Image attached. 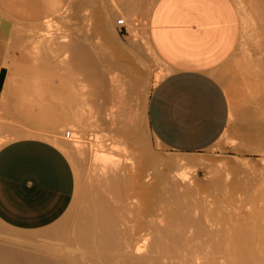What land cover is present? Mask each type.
<instances>
[{"label":"rangeland","instance_id":"1","mask_svg":"<svg viewBox=\"0 0 264 264\" xmlns=\"http://www.w3.org/2000/svg\"><path fill=\"white\" fill-rule=\"evenodd\" d=\"M80 1L1 0L4 7L11 12L14 30L8 55L9 92L6 93L5 108L0 112V127L8 129L13 137L0 138V147L15 138L27 137V133L34 132L25 130L17 133L9 129V126L50 128L33 124L35 120L33 113L37 108L49 104L50 86H59L62 82L68 86V90L60 92L56 98L67 104L69 115H65V118L55 126H51L53 128L51 132L45 133L51 135L59 131L62 138L68 141L77 135L79 145L73 147L69 144L62 149L73 164L76 174L74 200L66 214L50 227L36 231H21L0 222V247L14 251L18 249L17 252H31L36 248H42L53 253L57 261L65 260L69 264H100L98 258H104L108 252H103L100 244L87 249L81 245L77 246L74 242L77 239L75 229L83 225L93 226L94 222L91 221L95 218L99 219L97 223L99 228L103 225V219L109 221L110 210H116L114 208L119 205V190L126 188L127 184L124 185L123 182L128 181L121 179L118 173L122 174V171L119 169L118 173L116 170L111 172L109 169H102L95 153L96 145L99 144L97 141H101V145L111 150L109 152L108 148H102L103 152L122 151L127 159L122 152L121 159L126 165L133 166L134 170L141 166L142 161L144 163L147 156L144 150L147 147L153 156L161 160L164 158L165 162L162 160L164 163L158 161V164L148 167L153 181L158 169L169 167L173 170L167 175L168 185L167 182L166 185L163 183V187L158 189V195L156 193V196L150 198L155 197V202L163 199L170 217L165 216L158 208H150L153 229L150 226L143 232L148 234L143 242L147 247L161 245L164 254L172 252L173 256L170 258L172 261L167 264H194V258H202L205 252L208 253L216 245L218 248L213 250L219 264H223V261L228 264L255 262L264 264V0H233L240 13L241 38L237 49L221 66L217 75L231 101L230 123L223 137L215 145L203 152L190 155L164 147L148 127L146 112L149 99L169 70L154 56L149 35L141 32V29L147 27L145 20L137 13L129 14L117 8L109 16V28H83ZM120 11L129 15L136 30L133 35L131 24H127L129 37L134 43L142 42L143 51L128 44L124 32L121 31L120 34L117 32L120 28L115 22L114 33L112 20L115 21V15L118 16ZM97 16V7H91V11H86L85 24L88 22L92 24L97 20ZM118 17L122 18L120 14ZM243 18L246 22H243ZM47 23L52 25L48 27ZM245 27L246 30H243ZM59 37H63L61 41L72 39L74 42L83 43L80 45L93 54H89L90 62L80 45L74 43L69 46L73 50V57L66 60L69 52L58 51L60 47L55 41H49ZM103 41L104 43H98ZM94 56L100 58L94 59ZM16 68H20L21 71L24 69L25 76H20ZM65 68L71 69L73 75L68 77L49 75L51 69ZM41 72L46 75L41 76ZM40 84H43L44 88L39 87ZM78 97L80 103L75 105L74 100ZM13 100L15 104L11 105L10 102ZM61 100L57 103H62ZM74 106L79 108V112H83V116L75 121L71 116ZM14 112L18 113L19 118L15 119ZM66 131L71 132L70 139L65 138ZM110 146H115L114 151ZM165 163L168 165L165 166ZM179 172L186 173L191 180L192 188L197 189L190 195H183V203L180 204L175 203L170 193L176 191L175 189L179 191L172 183L173 177ZM135 175L132 174V184L134 189H137L134 198L139 199L147 187L141 185L137 174ZM129 180L131 181L130 178ZM130 181L128 183L131 184ZM116 185H119V190L115 191L117 187L113 186ZM160 196L161 199L156 200ZM93 208L98 212H93L96 211ZM112 212L111 216L115 215ZM184 212L190 213V216ZM98 213H102L101 216ZM178 213H181L180 216L185 214L187 218L184 215L182 218L178 217ZM173 215L175 217H172ZM189 217L193 221H190L191 218L188 220ZM187 220L191 226L190 224L187 226ZM194 220L197 222L196 225ZM193 222L197 227L192 226ZM201 224H205V227L210 224L212 227L208 228L206 234L200 235ZM58 230L65 231L67 236L58 235ZM156 231L161 235L159 233L156 235ZM156 236L158 238L160 236L161 242L158 238L155 240ZM173 239L176 243H173ZM196 253L201 255H195ZM156 255L158 254L147 253L139 259V263L148 264ZM178 257L184 261H180ZM244 259L247 262H243Z\"/></svg>","mask_w":264,"mask_h":264},{"label":"crops","instance_id":"2","mask_svg":"<svg viewBox=\"0 0 264 264\" xmlns=\"http://www.w3.org/2000/svg\"><path fill=\"white\" fill-rule=\"evenodd\" d=\"M80 2L83 28H109V16L117 8L129 14L137 13L145 20L147 27L144 25L141 32L149 35L154 56L169 70L157 84L147 106V124L157 141L170 150L188 155L203 152L215 145L225 134L232 112L229 96L217 75L221 66L237 49L241 38V18L235 2ZM91 7H97V20L86 25V11H91ZM125 15L128 16L127 24L135 29L129 15ZM11 17V12L0 0V112L5 108L6 93L9 92L8 55L14 30ZM114 22L116 19L112 20V29ZM121 31L130 46L140 51L143 49L142 42L134 43L129 37L128 26V32L117 30L119 34ZM60 39L63 37L49 41H55L60 47L58 51L69 52L66 60H71L73 50L69 46L83 43ZM80 47L90 62L92 53L83 46ZM99 58L94 56V59ZM16 70L20 76H25L24 69ZM40 75L46 74L41 72ZM49 75L68 77L73 73L68 68L51 69ZM42 85L39 87L44 88ZM59 86H50L49 104L37 108L33 113V124L50 128H17L4 125L17 133L25 130L35 132L27 133V137L15 138L0 147V222L13 229L36 231L48 228L66 214L74 200L76 174L73 164L66 153L52 141L54 138L60 139L62 134L59 131L51 135L45 133L51 132L53 126L63 120L65 115H69L67 104L57 99L60 92L68 90V86L64 82ZM59 100L62 103H57ZM74 101L75 105L79 104V97ZM10 104H15L14 100ZM14 115L15 119L19 118L18 113L14 112ZM71 116L74 121L79 120L83 112H79V108L74 106ZM2 137L11 139L13 136L8 129L0 127V138Z\"/></svg>","mask_w":264,"mask_h":264},{"label":"bare ground","instance_id":"3","mask_svg":"<svg viewBox=\"0 0 264 264\" xmlns=\"http://www.w3.org/2000/svg\"><path fill=\"white\" fill-rule=\"evenodd\" d=\"M242 10V9H241ZM242 13V11H241ZM119 14L121 15L122 18H125L127 20V17L124 13H118V16ZM244 15V14H242ZM116 16V24L118 22V20L120 19V17ZM244 17V16H243ZM245 21V19L243 18V22ZM248 21V20H247ZM246 22V21H245ZM248 23V22H247ZM48 24V27L50 25V23H47ZM60 24V23H59ZM129 24V23H128ZM52 25V23H51ZM50 25V26H51ZM118 25V24H117ZM47 27V26H46ZM117 27V26H116ZM52 29V28H51ZM133 31V34L136 33V30L135 29H132ZM243 30H246V27L245 29ZM113 31L114 33L116 32L115 31V27L113 28ZM244 37V36H242ZM113 41V40H112ZM242 41L243 38H242ZM241 41V42H242ZM115 42V41H114ZM82 125V124H80ZM79 126V125H78ZM74 129V128H72ZM70 133V137H71V132L70 131H66L65 132V138L66 139H70V138H67V133ZM135 132V131H134ZM125 133V132H123ZM136 133V132H135ZM128 134V133H127ZM126 134V135H127ZM76 135V134H75ZM106 136V135H105ZM130 136V135H129ZM103 137V136H102ZM101 137V138H102ZM96 138V137H95ZM107 138V137H106ZM106 138H104L105 140H107ZM98 139V138H97ZM103 139V140H104ZM79 137L76 135L75 138L71 141H68V140H65L64 138H60V139H57V138H54L52 139V141L58 145L61 149H64L65 147H67V145H72L73 147H76L78 146L79 144ZM102 140V139H101ZM104 140V142H105ZM99 144L96 145L97 147V150H95V153L98 155V158H97V161L101 164H99L102 169L104 168L105 170L106 169H109L111 172L112 170H118L119 171L121 170L122 171V174L118 173L119 171H117V173L119 175H121V179L124 178L128 181L129 178L131 179V184L127 182H123L127 184L126 188L124 187L122 190L118 189V186H113L114 188L117 187V189L115 188L114 190H119V196H120V199H119V202H118V206L112 210H110V213L108 215H110V219L109 221L104 220L103 225L99 228V225L97 226V223H98V220L97 218H93L94 220L91 221V222H94L93 223V226L92 225H88V226H92V227H88V226H81V227H78V229H75L77 230V239L74 240V242L76 243V245H81L83 248H92L93 245L95 244H100V246L102 248H100L103 252H108V255H105V257H101V258H98V262L100 264H140L139 263V259H141L142 257L146 256L147 253H156L158 255H156L155 258H152V260L148 263V264H167L168 262L172 261L170 260V258L173 256L172 252H169L168 254H164V248L163 247H160L161 245L159 244L161 241H160V236L159 238L156 236L155 237V240L156 238H158V244L160 246L156 247L154 244V248L153 247H147L145 244H143V242L145 241V238H147L148 234H143V232H145V230L147 231V229L151 226V221H150V218H151V215H150V208H158L159 210H161L165 216L167 217H170V214L168 215L167 213H169L168 211H166V208H167V204H164V201L162 200H159L157 202H155L154 198L153 199H150L151 197L153 196H156V193L158 192V189L159 187H161L163 185V183H165L166 185V182H167V185H168V177L167 175L170 173V171L173 172V170L168 167V169L165 167V169H158L156 172H155V178H154V181L152 180L151 178V172L149 170V166H151L152 164H155L157 163L158 161H164V158L161 160L159 159L158 157L156 156H153L149 150V148H145V152L146 153V158H145V161L143 163V161L140 163L141 166L139 167L138 165V169L134 170V167L133 166H128L125 164V161L121 159V152L122 151H119V152H112V153H109V148L108 147H104V145H101V141H97ZM103 142V141H102ZM112 145H114L113 142H111ZM119 143V142H118ZM116 144V142H115ZM110 145V144H109ZM124 146V145H123ZM112 148V151H114L115 146H110ZM95 148V146H94ZM102 148H108V151L109 152H103ZM121 148V147H120ZM139 148V147H137ZM143 148V147H142ZM117 149V148H116ZM119 150V149H117ZM125 151V149H123ZM138 150V149H137ZM141 151V150H140ZM125 154H128V153H125ZM142 154V152L140 153ZM122 155L123 152H122ZM131 155V154H130ZM145 155V154H144ZM125 157V155H124ZM127 159V157H125ZM123 158V159H125ZM140 158V157H139ZM161 158V157H160ZM129 160V159H128ZM144 160V159H143ZM162 161V162H163ZM184 161V160H183ZM161 162V163H162ZM165 162V161H164ZM163 162V163H164ZM176 162V161H175ZM143 163V164H142ZM162 163V164H163ZM158 164V163H157ZM130 165V164H129ZM132 165V164H131ZM160 165V164H159ZM164 165V164H163ZM168 163L166 164L165 163V166H167ZM198 165V164H197ZM155 166V165H154ZM228 167V166H227ZM175 168V167H173ZM180 169V168H179ZM178 169V170H179ZM177 170V171H178ZM193 170V169H192ZM224 170V169H223ZM230 170V169H229ZM123 171L125 174H123ZM155 171V170H154ZM185 171V170H184ZM195 171V170H194ZM237 171V170H236ZM104 172V171H103ZM134 172V173H133ZM181 172V171H180ZM177 175L176 173V176H174L173 180H172V183L175 184V188L177 187L179 189V191L181 189H183L182 191H178L177 189H175L176 191H169L172 196H173V199H175V203H183L182 199L184 198L183 195H190V193H192L193 191H197V189L195 188V190L192 188L191 186V180H189V176L186 174V173H180ZM226 172V171H225ZM105 173V172H104ZM116 173V172H115ZM236 173V172H235ZM132 174H134V176H136L135 174H137V178H138V181L141 183V185L147 187V189L144 191V193L140 196L139 199H135L134 196L136 195L137 193V189H134L133 187V184H132ZM190 175V174H189ZM118 176V175H117ZM170 176V175H169ZM172 176V175H171ZM170 176V177H171ZM192 176V175H191ZM105 177V175H104ZM105 179V178H104ZM122 179V180H124ZM228 180V179H227ZM171 181V180H170ZM226 181V179H225ZM188 182V183H187ZM231 182V181H230ZM187 183V184H186ZM119 184V183H118ZM124 184V185H126ZM170 184V183H169ZM193 184V183H192ZM164 185V186H165ZM92 186V185H91ZM224 186V185H223ZM90 187V185H89ZM123 187V186H122ZM163 187V186H162ZM196 187V186H195ZM219 187V186H218ZM231 188V187H230ZM105 189V188H104ZM165 189V188H163ZM236 189V188H235ZM107 190V189H106ZM112 191V190H111ZM195 191V192H196ZM234 191V190H232ZM97 192V191H96ZM118 192V191H117ZM94 193V192H93ZM98 193V192H97ZM167 193V192H166ZM169 193V194H170ZM244 193V192H243ZM158 195V193H157ZM163 195V194H162ZM168 195V194H167ZM88 196V195H87ZM168 196H171V195H168ZM108 197V196H107ZM111 197V196H110ZM167 197V196H166ZM88 198V197H87ZM112 198V197H111ZM119 198V197H118ZM157 198V197H156ZM114 199V198H113ZM117 199V198H116ZM158 199H161V196L159 198H157L156 200ZM88 200V199H87ZM97 200V198L95 199ZM99 200V199H98ZM108 200V199H107ZM170 200V199H169ZM86 201V200H85ZM154 201V202H153ZM90 202V201H89ZM101 203V202H99ZM105 203V202H104ZM110 203H112V200L110 201ZM116 203V201H115ZM91 204V203H90ZM117 204V203H116ZM115 204V205H116ZM173 206V205H171ZM94 207V206H93ZM170 207V206H169ZM113 208V207H112ZM96 209V208H93V210ZM177 209V208H176ZM179 209V208H178ZM189 209V208H188ZM187 209V210H188ZM107 210V209H106ZM105 210V211H106ZM171 210L173 211L174 209L171 208ZM186 210V211H187ZM113 211V212H112ZM93 212H98L97 209L96 211L94 210ZM107 212V211H106ZM111 212L112 214L114 213L115 215H112L111 216ZM108 213V212H107ZM171 213V211H170ZM183 213V211L181 212ZM180 213V214H181ZM186 213V212H184ZM188 213V212H187ZM186 213V214H187ZM99 215L102 214V213H98ZM173 214V213H171ZM176 216H177V213H175ZM180 214L178 213V217H181L182 215H184V217L186 216L185 214H182L180 216ZM190 214V213H189ZM189 214H187V216H190ZM86 216V215H85ZM95 216V215H94ZM97 216V215H96ZM101 216V215H100ZM99 216V217H100ZM104 216H106V214L104 213ZM172 217H175L174 215ZM177 217V218H178ZM105 218V217H104ZM108 218V217H107ZM159 218V217H157ZM182 218V217H181ZM187 218V217H185ZM191 217L188 218V220L190 219ZM81 219V218H80ZM97 219V220H96ZM96 220V221H95ZM102 220V219H101ZM187 220V221H188ZM192 220V218L190 219V221ZM154 221V220H152ZM188 221V224L187 226H189V222ZM193 221V220H192ZM201 220H199L200 222ZM90 222V221H88ZM155 222V221H154ZM182 222V221H181ZM195 222V220H194ZM194 222H193V225L194 226ZM192 223V222H191ZM202 223V221H201ZM86 224V223H85ZM88 224V223H87ZM101 224V223H100ZM197 224V222H195V225ZM199 224V223H198ZM203 224V223H202ZM202 227H200V229H202V231L200 232V235H202V233L206 234L207 230L209 231V227H210V224L209 226L205 227V224L202 225ZM159 225V224H158ZM186 226V225H185ZM191 226V224H190ZM152 227V226H151ZM155 227V226H154ZM194 227H197V226H194ZM212 227V226H211ZM210 227V229H211ZM99 228V229H97ZM159 228V227H158ZM157 228V230H158ZM214 228V227H213ZM153 229V227H152ZM156 229V228H155ZM65 230V229H64ZM150 230V229H149ZM59 231V230H58ZM61 231V232H60ZM58 235L60 236H67L66 232L63 231V230H60ZM160 231V229H159ZM76 232V231H75ZM152 232V231H151ZM147 233V232H146ZM157 233V231L155 232V234ZM159 233V232H158ZM157 233V234H158ZM156 234V235H157ZM160 234V233H159ZM208 234V233H207ZM69 235V234H68ZM161 235V234H160ZM49 236V235H48ZM165 236V235H164ZM39 237V236H38ZM50 237V236H49ZM153 237V236H152ZM162 237V236H161ZM166 237V236H165ZM47 238V237H46ZM219 238V237H218ZM73 239V238H72ZM70 239V240H72ZM153 239V238H152ZM163 239V237H162ZM166 239V238H164ZM42 240V239H41ZM212 240V239H211ZM219 240V239H218ZM217 240V241H218ZM35 241V240H34ZM157 241V240H156ZM174 241V239L172 240ZM155 242V241H152V243ZM165 242V240H164ZM162 242V243H164ZM151 243V242H150ZM173 243H176V240L173 242ZM218 243V242H217ZM220 243V242H219ZM243 244V243H242ZM151 245V246H153ZM216 245V243H215ZM219 245V244H218ZM97 246V245H95ZM216 247L218 248V246H214L213 248H211V251H209L208 253L205 252L204 256L202 258H194L193 260L194 261V264H219L216 256H215V253H214V250H216ZM33 248V247H32ZM95 248V247H93ZM97 249L99 248L96 247ZM219 250V249H218ZM18 251V249H17ZM17 251H14L13 249H9V248H6V247H0V264H4V263H10V264H14L13 262H15V260H17V264L19 262V264H69L67 261L63 260V261H57L54 256L53 253L45 250V249H42V248H36L34 251H31V252H17ZM20 251V250H19ZM225 251V250H224ZM217 253V252H216ZM200 253H196L195 255H199ZM220 254V253H219ZM186 255V254H185ZM201 255V254H200ZM221 255V254H220ZM56 256V255H55ZM224 257V256H223ZM179 258V257H178ZM222 258V257H220ZM244 257H242L243 259ZM72 259V258H71ZM180 261H184L183 258H179ZM186 259V258H184ZM25 260V261H23ZM61 260V259H60ZM221 260V259H220ZM219 260V261H220ZM226 260V259H225ZM8 261H11V262H8ZM15 262V264H16ZM21 262V263H20ZM23 262V263H22ZM224 263L223 264H228L226 263V261H223ZM242 262V260H241ZM243 262H247L245 259L243 260ZM237 263V261H236ZM238 264V263H237ZM242 264V263H241ZM254 264H257L256 262Z\"/></svg>","mask_w":264,"mask_h":264},{"label":"built area","instance_id":"4","mask_svg":"<svg viewBox=\"0 0 264 264\" xmlns=\"http://www.w3.org/2000/svg\"><path fill=\"white\" fill-rule=\"evenodd\" d=\"M118 24V27L121 29V30H125L126 32L127 31V21L125 18H120L117 22ZM67 138H70V133L68 132L67 133Z\"/></svg>","mask_w":264,"mask_h":264}]
</instances>
